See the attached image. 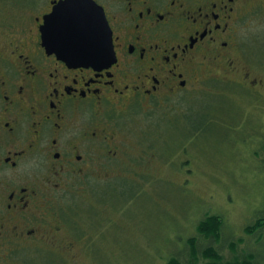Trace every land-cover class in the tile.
<instances>
[{"label": "flooded vegetation", "instance_id": "obj_1", "mask_svg": "<svg viewBox=\"0 0 264 264\" xmlns=\"http://www.w3.org/2000/svg\"><path fill=\"white\" fill-rule=\"evenodd\" d=\"M59 1L0 0V264L63 257L61 245L88 239L86 218L108 220L106 206L88 202L99 218L81 207L110 195L93 183L170 166H155L161 123L144 115L186 109L206 78L264 95V79L241 63L242 30L264 0H93L114 52L94 65L45 47L44 17Z\"/></svg>", "mask_w": 264, "mask_h": 264}, {"label": "rangeland", "instance_id": "obj_2", "mask_svg": "<svg viewBox=\"0 0 264 264\" xmlns=\"http://www.w3.org/2000/svg\"><path fill=\"white\" fill-rule=\"evenodd\" d=\"M241 36V63L264 79V11L255 13ZM225 85L206 78L182 102L186 109L144 115V121L161 123L155 166H170H157L154 178L93 183L111 187L110 195L80 201L81 207L99 218L91 203L106 206L108 220L86 218L81 225L88 239L71 248L61 245L63 257L32 256L26 264H166L170 257L188 262L189 238L198 250L212 245L225 260L251 254L254 264H264V228L245 232L264 215V109L254 108L264 106V95L257 99L241 86ZM228 90L236 94H216ZM122 189H132V195ZM207 215L222 218L217 239L197 233ZM195 261L205 259L198 253Z\"/></svg>", "mask_w": 264, "mask_h": 264}, {"label": "water", "instance_id": "obj_3", "mask_svg": "<svg viewBox=\"0 0 264 264\" xmlns=\"http://www.w3.org/2000/svg\"><path fill=\"white\" fill-rule=\"evenodd\" d=\"M43 43L72 65L109 64L114 60L111 33L93 0H61L44 17Z\"/></svg>", "mask_w": 264, "mask_h": 264}, {"label": "trees", "instance_id": "obj_4", "mask_svg": "<svg viewBox=\"0 0 264 264\" xmlns=\"http://www.w3.org/2000/svg\"><path fill=\"white\" fill-rule=\"evenodd\" d=\"M220 105V104H219ZM131 193V194H130ZM129 196L132 195V191L126 192ZM128 196V195H127ZM222 218L216 215H207L203 219H201L196 225V230L199 235L203 237H213L217 239L220 235L221 227H222ZM264 215L256 218L252 223L245 227V232L254 233L256 231H261L264 227ZM260 228V230H259ZM188 244L191 246V250H193V255H191V259L188 262H183L176 257H170L167 260L166 264H197L195 258L198 253L202 255L205 259V262L202 264H254L252 261L251 254L239 258L234 257L231 259H223L220 253L212 246L207 245L204 248L198 250L195 245V240L193 238L188 239Z\"/></svg>", "mask_w": 264, "mask_h": 264}]
</instances>
